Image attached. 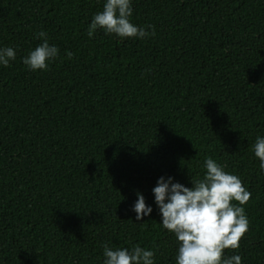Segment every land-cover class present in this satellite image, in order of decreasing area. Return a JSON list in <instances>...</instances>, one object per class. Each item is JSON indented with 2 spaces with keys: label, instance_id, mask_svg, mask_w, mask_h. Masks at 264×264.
<instances>
[{
  "label": "trees",
  "instance_id": "obj_1",
  "mask_svg": "<svg viewBox=\"0 0 264 264\" xmlns=\"http://www.w3.org/2000/svg\"><path fill=\"white\" fill-rule=\"evenodd\" d=\"M103 0H0V264H101L102 246L139 245L175 264L159 225L158 177L185 187L210 157L250 193L241 264H264V0H132L144 39L89 38ZM44 31L57 57H20ZM69 53L71 55H69ZM140 192L153 211H131ZM232 203H237L232 201Z\"/></svg>",
  "mask_w": 264,
  "mask_h": 264
},
{
  "label": "clouds",
  "instance_id": "obj_2",
  "mask_svg": "<svg viewBox=\"0 0 264 264\" xmlns=\"http://www.w3.org/2000/svg\"><path fill=\"white\" fill-rule=\"evenodd\" d=\"M131 5L132 0H103L102 10L91 17L87 36L91 38L100 29L105 35L121 40L147 38L151 25L147 26L149 31L134 25L129 19ZM35 37L41 42L20 60L29 71H46L59 50L49 44L44 31L35 33ZM16 51L12 46L0 45V67H8L16 59ZM251 151L264 175V136L255 137ZM203 169L202 176L190 178L191 187L173 182L171 176L157 178L151 193L160 216L159 225L177 241L175 264H241L238 254L224 256L223 250L240 247L239 241L248 229L243 205L250 193L238 176L226 172L224 166L212 158L205 157ZM135 196L131 211L135 213V220L141 221V217H147L153 208L146 205L140 192ZM102 257L101 264H156L154 250L139 245L112 248L104 244Z\"/></svg>",
  "mask_w": 264,
  "mask_h": 264
}]
</instances>
